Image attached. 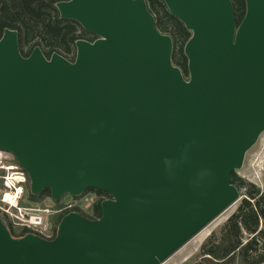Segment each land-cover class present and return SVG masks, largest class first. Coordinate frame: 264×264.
Segmentation results:
<instances>
[{
  "label": "water",
  "instance_id": "water-1",
  "mask_svg": "<svg viewBox=\"0 0 264 264\" xmlns=\"http://www.w3.org/2000/svg\"><path fill=\"white\" fill-rule=\"evenodd\" d=\"M191 32L188 76L147 0H63L70 60L0 38V149L54 202L106 192L101 217L64 214L54 237L13 236L0 264H162L234 204L231 175L264 133V0H163Z\"/></svg>",
  "mask_w": 264,
  "mask_h": 264
},
{
  "label": "trees",
  "instance_id": "trees-1",
  "mask_svg": "<svg viewBox=\"0 0 264 264\" xmlns=\"http://www.w3.org/2000/svg\"><path fill=\"white\" fill-rule=\"evenodd\" d=\"M63 0H0V38L5 28L16 29L19 32L21 52L27 56L31 50L39 45L49 57L58 52L66 58L73 60L76 54L75 43L78 39L94 40L95 36L84 30L73 20L62 19L56 7L57 2ZM150 11L155 15L156 25L163 33H168L174 41L173 61L179 65L188 76L187 58L184 54V45L191 37V32L184 24L170 13L163 0H147ZM237 24L242 21L246 3L245 0H233ZM180 42V44H179ZM31 44L28 51L24 45ZM179 44L178 49L176 45ZM69 54H73L69 58ZM231 182L237 185L244 197L238 209L227 219L220 235L212 234L200 248L201 264H263L264 263V189L252 182L231 175ZM96 193L92 214H88L79 206L73 208L83 215L97 219L101 217V202L110 198L106 192L89 189L84 194ZM50 198V190L46 188L40 196H34L30 189L28 198L37 202ZM75 197L77 199L82 198ZM57 214L54 223V236L58 224L64 214ZM13 236H23L30 229L24 228L16 232L3 218ZM38 234V233H37Z\"/></svg>",
  "mask_w": 264,
  "mask_h": 264
},
{
  "label": "built area",
  "instance_id": "built-area-1",
  "mask_svg": "<svg viewBox=\"0 0 264 264\" xmlns=\"http://www.w3.org/2000/svg\"><path fill=\"white\" fill-rule=\"evenodd\" d=\"M29 189L27 172L12 153L0 149V216L5 218L17 233L27 228L43 237L52 238L54 231L49 216L67 210L73 211L77 205L67 203L57 209L50 205L40 206L28 198Z\"/></svg>",
  "mask_w": 264,
  "mask_h": 264
},
{
  "label": "rangeland",
  "instance_id": "rangeland-1",
  "mask_svg": "<svg viewBox=\"0 0 264 264\" xmlns=\"http://www.w3.org/2000/svg\"><path fill=\"white\" fill-rule=\"evenodd\" d=\"M179 44L176 45V49H178ZM30 45L31 44L24 45V50L28 51L30 49ZM68 56L69 58H72L73 54H69ZM236 173L238 177L246 180L247 182H252L261 189H264V133L260 136L254 147L248 151L242 169ZM243 197L244 195H242L241 192V197L234 204H232L202 230V236H197L199 233L195 235L196 237L194 236L191 238L185 245H183L177 252L170 256L162 264H201L202 257L200 256V248L202 244L212 234L215 233L218 236L220 235L223 225L227 219L238 209ZM97 198L98 195L96 193H87L80 199L75 197L72 199L71 195H66L58 202H54L48 197L37 201V204L40 206L50 205L53 206L54 209H57L62 207L64 204L71 203L72 205L79 206L88 214H92L90 203L96 201ZM56 216V213H53L49 216V222L51 223L53 230Z\"/></svg>",
  "mask_w": 264,
  "mask_h": 264
},
{
  "label": "flooded vegetation",
  "instance_id": "flooded-vegetation-1",
  "mask_svg": "<svg viewBox=\"0 0 264 264\" xmlns=\"http://www.w3.org/2000/svg\"><path fill=\"white\" fill-rule=\"evenodd\" d=\"M91 193H93V192H91ZM89 194H90V193H89ZM105 199H107V198H105ZM94 202H95V201L91 202L90 205L93 206ZM60 214H62V213H60Z\"/></svg>",
  "mask_w": 264,
  "mask_h": 264
},
{
  "label": "bare ground",
  "instance_id": "bare-ground-1",
  "mask_svg": "<svg viewBox=\"0 0 264 264\" xmlns=\"http://www.w3.org/2000/svg\"><path fill=\"white\" fill-rule=\"evenodd\" d=\"M203 232L201 231V233H199L197 236H202L203 234H202ZM196 237V236H195Z\"/></svg>",
  "mask_w": 264,
  "mask_h": 264
},
{
  "label": "crops",
  "instance_id": "crops-1",
  "mask_svg": "<svg viewBox=\"0 0 264 264\" xmlns=\"http://www.w3.org/2000/svg\"><path fill=\"white\" fill-rule=\"evenodd\" d=\"M264 264V263H263Z\"/></svg>",
  "mask_w": 264,
  "mask_h": 264
}]
</instances>
